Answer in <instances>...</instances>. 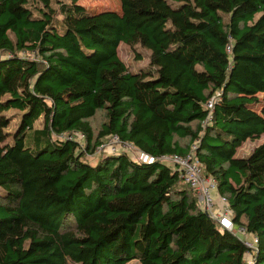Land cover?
<instances>
[{"label": "trees", "instance_id": "obj_1", "mask_svg": "<svg viewBox=\"0 0 264 264\" xmlns=\"http://www.w3.org/2000/svg\"><path fill=\"white\" fill-rule=\"evenodd\" d=\"M40 1L34 14L0 0V264H264V0ZM120 43L149 49L150 65L130 71ZM112 135L148 159L93 157ZM192 147L255 249L162 160Z\"/></svg>", "mask_w": 264, "mask_h": 264}, {"label": "rangeland", "instance_id": "obj_2", "mask_svg": "<svg viewBox=\"0 0 264 264\" xmlns=\"http://www.w3.org/2000/svg\"><path fill=\"white\" fill-rule=\"evenodd\" d=\"M50 1H51V6L53 8L58 7V1L59 0H50ZM62 1H66V0H62ZM78 3L82 4L88 10H91V11H99V10L108 9V8L116 9V10L119 9V4L115 0H78ZM28 7L34 12V14H36L37 9L43 8L44 6L40 0H29ZM224 18H225V21H228V16H224ZM117 51H118V56L125 63V65L128 67V69L130 71H138L139 69L147 68L150 65V50L147 49L146 47L142 46L140 43H137L134 45H128L125 43H120L118 48H117ZM22 55H25L28 57H33L32 53H24ZM219 95H220V90L213 91L212 96L207 101L205 107L207 109L211 110L213 105L216 103ZM256 108H258V107L256 106ZM4 113L7 116L11 117L10 124L7 127V132L11 135V133H13L14 130H16V128L19 124L20 112H19V110L15 109V108H10L8 110H5ZM104 119H105V114H104L103 110H98L96 112V114L90 119V124L93 128L94 134L97 133V131L100 128V125L104 121ZM33 126H34L33 128H40L42 126V120L39 119V120L35 121ZM10 135L8 138L9 140L11 137ZM66 136H68V134H64L60 137L63 138ZM73 136L78 139L80 144L84 145V139L80 136V134H74ZM54 138H56V136H54ZM262 141H263V136L260 137L259 139H255V140H250V139L246 140L237 149L236 155L242 156V157L249 155L250 152L253 150V148L255 146L259 145ZM181 143L186 144L187 139H182ZM116 149H117V151H125L130 157L135 156L136 154H138V155L141 154L134 145L128 144V143L122 144L121 146L116 147ZM191 151H192V149L190 150V152ZM99 153H108V152L101 149L98 153L93 155V157L94 156L97 157ZM193 154H194V152H193ZM86 160L92 161L94 159L92 158L91 155H87ZM135 160H137V159H135ZM162 160L164 162H167L168 164H171L173 168L176 167L174 164H172V162L169 159L162 158ZM228 225H229L230 230L236 229L233 227L234 224L231 223L230 221H228ZM246 259H247V261L251 260V256H249V253H247ZM126 264H139V262L137 259H133V260L127 262Z\"/></svg>", "mask_w": 264, "mask_h": 264}, {"label": "built area", "instance_id": "obj_3", "mask_svg": "<svg viewBox=\"0 0 264 264\" xmlns=\"http://www.w3.org/2000/svg\"><path fill=\"white\" fill-rule=\"evenodd\" d=\"M211 110L207 120L212 117ZM122 144L124 143L121 142L117 135H112L99 146L98 152L101 149L108 153L117 152L116 147ZM192 151L184 156L172 154L163 156L162 158L169 159L172 164L176 166L183 182L187 184L196 195L200 208L214 219L221 229L230 230L228 221L233 223L232 209L226 198L218 194L216 180L212 176L204 174L203 167ZM233 227L236 229L230 231H233L249 250L255 249L257 242L256 236L251 232H247L244 227L237 225H233Z\"/></svg>", "mask_w": 264, "mask_h": 264}, {"label": "crops", "instance_id": "obj_4", "mask_svg": "<svg viewBox=\"0 0 264 264\" xmlns=\"http://www.w3.org/2000/svg\"><path fill=\"white\" fill-rule=\"evenodd\" d=\"M139 151V150H138ZM140 152V151H139ZM141 153V152H140ZM132 158H134V159H137V160H146V159H148V157L145 155V154H140V155H138V154H136L135 156H132ZM215 199H216V197H215ZM247 256V255H246ZM250 256V255H249Z\"/></svg>", "mask_w": 264, "mask_h": 264}]
</instances>
